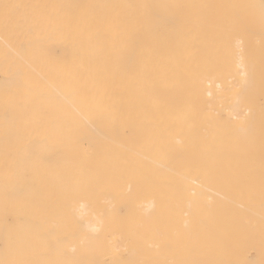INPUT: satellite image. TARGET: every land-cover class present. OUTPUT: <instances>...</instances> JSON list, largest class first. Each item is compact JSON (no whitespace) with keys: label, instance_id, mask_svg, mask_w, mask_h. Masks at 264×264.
Listing matches in <instances>:
<instances>
[{"label":"bare ground","instance_id":"1","mask_svg":"<svg viewBox=\"0 0 264 264\" xmlns=\"http://www.w3.org/2000/svg\"><path fill=\"white\" fill-rule=\"evenodd\" d=\"M107 257L264 264V0H0V264Z\"/></svg>","mask_w":264,"mask_h":264},{"label":"rangeland","instance_id":"2","mask_svg":"<svg viewBox=\"0 0 264 264\" xmlns=\"http://www.w3.org/2000/svg\"><path fill=\"white\" fill-rule=\"evenodd\" d=\"M118 255L121 257V258H125V254L122 250H118ZM107 262L110 264L112 262V258L111 257H107Z\"/></svg>","mask_w":264,"mask_h":264}]
</instances>
